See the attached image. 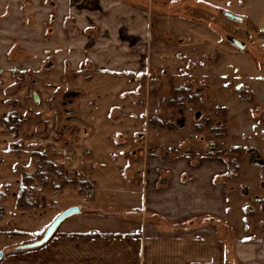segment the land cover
Segmentation results:
<instances>
[{"label":"crops","instance_id":"obj_1","mask_svg":"<svg viewBox=\"0 0 264 264\" xmlns=\"http://www.w3.org/2000/svg\"><path fill=\"white\" fill-rule=\"evenodd\" d=\"M136 1L0 0V117L23 99L12 90L16 75L22 87L32 78L48 92H78L73 158L90 189L39 247L38 262L264 264V156L229 170L223 158L176 152L184 143L175 130L151 125L166 114L138 104L153 33ZM22 131L35 137L31 124ZM16 140L0 122V252L64 211L16 209L20 172L34 167L32 141L15 151ZM75 168L67 166L69 180Z\"/></svg>","mask_w":264,"mask_h":264},{"label":"rangeland","instance_id":"obj_2","mask_svg":"<svg viewBox=\"0 0 264 264\" xmlns=\"http://www.w3.org/2000/svg\"><path fill=\"white\" fill-rule=\"evenodd\" d=\"M136 5L150 17L153 33L148 48L144 46L149 55L146 71L139 78L144 98L138 104L146 111L165 112V121L180 127L170 130L175 132L177 142L184 143L176 152L195 158L220 157L227 165L233 161L234 169L237 163L263 157L264 0H137ZM225 13L241 20H231ZM227 35L244 42L245 47L238 49L227 41ZM65 76L70 79L75 75ZM15 79L12 90L23 97L11 103L21 121L13 135L20 148L16 151L24 149L23 139L32 141L27 148L34 165L31 172H20V182L22 173L32 175L40 170L46 185L36 181L33 199L45 207L36 209L77 206L84 194L79 187L62 183L85 182L73 158L82 136L81 128L73 124L78 92H48V86L32 78L22 87L21 77L16 75ZM174 89H188L189 95L173 106L169 102ZM33 93L40 102L33 101ZM47 93L51 94L46 97ZM176 99H183V93ZM45 110L50 118L43 116ZM204 121L207 128L197 132L195 126ZM29 124L35 129V137L24 131L20 134V128ZM65 156L72 162L68 163ZM44 162L54 169L42 165ZM67 166L76 167L78 174L72 180L66 176ZM43 233L4 250L0 264H39V248L18 247L40 240Z\"/></svg>","mask_w":264,"mask_h":264},{"label":"trees","instance_id":"obj_3","mask_svg":"<svg viewBox=\"0 0 264 264\" xmlns=\"http://www.w3.org/2000/svg\"><path fill=\"white\" fill-rule=\"evenodd\" d=\"M179 93H183V99H176V96ZM188 95H189L188 89H181V90L174 89L173 97H172L171 102H169V104L174 106L177 103L183 101L185 98H187ZM0 122L4 125V127L7 129L8 132H10L12 135L16 136V133L19 129L21 121L19 120V117L15 111H11L10 113L6 114L4 117H0ZM150 122H151V125L155 126V127L166 128L168 130H174L175 129L174 123L170 122V121H159L158 119L152 118L150 120ZM205 128H207V123L205 121L202 123V125H196L195 126V129L197 132H200ZM209 130L211 132L215 131L213 128H209ZM12 148H13V150L15 149V151L17 149L20 150V148L18 147L17 141H15L13 143ZM232 164H233V161H232V163L231 162L228 163L229 169L232 168ZM42 165L48 166V169H54V166H52L51 163H49V162H44V163H42ZM60 177H61V175H60ZM36 181L40 182V184H42V185H46V180L43 179V176L41 175L40 170L37 173L32 174V175H28L27 173L21 174L20 188H19V191H18V194L16 197V202H15L16 209H18V210H29V209H36V208L45 207L44 203H42L40 205L39 201L33 199V193H34L33 188L36 186ZM62 184L63 185H73V186L79 187L80 192L82 194H84V191L90 189L89 186L83 181L79 182V181H65V180H63ZM3 196H4L3 193L0 192V200L2 199ZM3 216H4V213L0 207V218H2ZM56 234L57 233L55 231L54 234L52 235V237L55 236ZM99 235L100 234H97V233H90V234H86L83 236H99ZM39 247L40 246L34 247V248H24L22 246V247H18V250H30V249H35V248H39Z\"/></svg>","mask_w":264,"mask_h":264},{"label":"water","instance_id":"obj_4","mask_svg":"<svg viewBox=\"0 0 264 264\" xmlns=\"http://www.w3.org/2000/svg\"><path fill=\"white\" fill-rule=\"evenodd\" d=\"M225 16L228 17L231 20H235V21H240L241 17L239 16H234L230 13H225ZM226 39L229 43H231L232 45L236 46L238 49H243L245 47L244 42L236 39L233 36L227 35ZM36 100V97H35ZM79 213V208L77 206H72L69 207L67 209H65L64 211H62L55 219L54 221L45 229L43 236L41 237L40 240L31 243L29 245H25L24 248H34V247H38L43 245L44 243H46L54 234V232L56 231V229L58 228V226L67 218L75 216ZM3 257V253L0 252V259Z\"/></svg>","mask_w":264,"mask_h":264},{"label":"built area","instance_id":"obj_5","mask_svg":"<svg viewBox=\"0 0 264 264\" xmlns=\"http://www.w3.org/2000/svg\"><path fill=\"white\" fill-rule=\"evenodd\" d=\"M213 148V147H212ZM65 160L68 162V163H71L72 162V158L69 157V156H65ZM84 201H85V198H84Z\"/></svg>","mask_w":264,"mask_h":264}]
</instances>
